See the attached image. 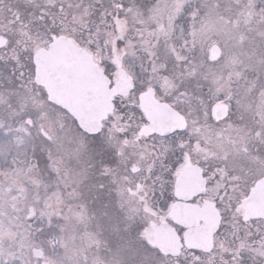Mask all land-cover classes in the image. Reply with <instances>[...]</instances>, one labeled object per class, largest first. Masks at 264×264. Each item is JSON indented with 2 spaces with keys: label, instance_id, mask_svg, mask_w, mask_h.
<instances>
[{
  "label": "snow or ice",
  "instance_id": "obj_1",
  "mask_svg": "<svg viewBox=\"0 0 264 264\" xmlns=\"http://www.w3.org/2000/svg\"><path fill=\"white\" fill-rule=\"evenodd\" d=\"M0 264H264V0H0Z\"/></svg>",
  "mask_w": 264,
  "mask_h": 264
}]
</instances>
